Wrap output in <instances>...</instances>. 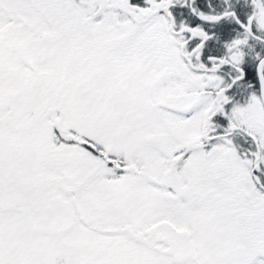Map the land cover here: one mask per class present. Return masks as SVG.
Here are the masks:
<instances>
[{
    "label": "snow or ice",
    "instance_id": "1",
    "mask_svg": "<svg viewBox=\"0 0 264 264\" xmlns=\"http://www.w3.org/2000/svg\"><path fill=\"white\" fill-rule=\"evenodd\" d=\"M0 264H264V0H0Z\"/></svg>",
    "mask_w": 264,
    "mask_h": 264
}]
</instances>
